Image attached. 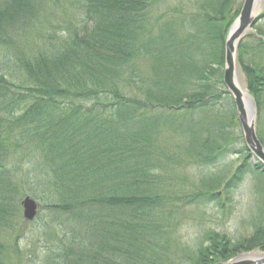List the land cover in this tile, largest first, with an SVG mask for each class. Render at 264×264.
<instances>
[{
	"label": "trees",
	"instance_id": "1",
	"mask_svg": "<svg viewBox=\"0 0 264 264\" xmlns=\"http://www.w3.org/2000/svg\"><path fill=\"white\" fill-rule=\"evenodd\" d=\"M43 1L0 0V54L13 59L9 74H18L15 82L0 72V230L15 213L20 190L12 177L18 155H24L18 150L25 147L36 155L23 174L26 187L37 184L55 196L57 203L45 207L64 218L61 238L70 229L83 235L69 264H83L82 258L84 264L148 261L138 237L147 229L144 219L155 222L149 229L168 236L161 215L176 196L165 174L183 163L182 149L184 162L191 160L186 165L202 168H233L230 159H241L222 182L224 192L253 172L255 194L264 195V168L253 166L235 111L221 116L219 110L225 39L243 0H182L155 20L150 10L164 0H82L91 27L66 37L43 32L41 49L26 52L23 38L43 31L35 23ZM256 32L251 46L240 43L237 63L257 106V136L264 146V31ZM218 105V114L203 112ZM213 117V124L204 121ZM218 184L197 195L221 206ZM17 239L9 246L15 252ZM225 239L210 234L191 264L264 251V227L235 244ZM7 257L0 238V264H10Z\"/></svg>",
	"mask_w": 264,
	"mask_h": 264
},
{
	"label": "rangeland",
	"instance_id": "2",
	"mask_svg": "<svg viewBox=\"0 0 264 264\" xmlns=\"http://www.w3.org/2000/svg\"><path fill=\"white\" fill-rule=\"evenodd\" d=\"M180 1L182 0H164L159 7H154L150 10V17L155 20L169 9L176 8ZM191 1L192 3L195 2V0ZM81 2L82 0H44L40 8L43 9L41 16L39 15V18L36 15L37 20L35 21L38 28L41 27L43 29L42 32H39V29L37 32L41 41L35 37L37 34L29 37L25 36L23 38L25 41L21 42L22 48L26 52H35V50L41 49L43 42L46 40L43 32L55 37H66L68 35L67 32L70 30H77L80 33L79 35H82L81 31L85 27H91V22H88L82 15ZM191 7L192 10L195 9V5H191ZM260 7H264V0H260ZM256 29L264 31V18L257 21L253 30L242 41L249 42L250 46L256 42L254 40L255 37H253L257 33ZM26 42L29 43L25 44ZM245 59L246 61L250 59L249 52ZM12 65L13 59L10 56L0 54V72L12 76L13 81L17 82L16 77H18V74L15 75V72L9 74L12 70ZM238 73V80L241 84H246L244 74L239 66ZM222 90L225 91V89ZM87 106L89 105L87 104ZM221 106L223 107V109H219L222 112L220 113L221 116L231 114L232 110H234L233 101L229 94L224 93L222 95ZM218 108L219 105L215 109L210 108L203 112L208 115L218 114ZM193 114L194 119L199 121L200 111H195ZM262 119V125L260 126L264 130V116ZM204 121L213 124L214 117ZM188 145L187 143L186 146ZM18 151L24 153V155H18V159L14 164L16 174L12 178L15 179L14 184L21 192L18 191L16 193L18 198L16 199L14 215L0 230V238L5 244L9 255L7 263L69 264L66 259H72L76 255V248L81 246L83 235L78 232L72 234L70 229L65 231L70 232L69 236L61 238L63 235L59 226L64 218L59 215L54 216L52 214L54 210L45 207L57 203V200L54 199L55 196H51L47 189L44 191L37 184L33 185L30 183L33 185L30 190V188L26 187L28 183L26 184L23 181L25 179L23 174L34 163L36 164V155L27 147ZM184 158L182 149L181 159L183 163L174 164V168L165 174L168 191L170 194L175 192L174 195L172 194V198L176 196V200L168 201L166 214L161 215L162 219L170 226L169 234H166L168 236L164 237L161 232L149 229L155 226V222L152 219H144L143 225L147 229L142 230L143 237H138L143 239V243H145L142 250L148 261L145 259L144 264H191L198 251L202 247L206 248L204 240L210 234H214L219 238H226L227 242L235 244L242 239L246 240L250 236H254L259 229L264 227V215L259 213L260 204L264 202V195L257 196L255 194V185L258 183L254 181L257 179L255 173L251 172L245 175L244 181L236 187L237 189L231 188L228 192H224L227 183L222 182L228 181L232 177L234 169L241 162V159L231 158V161H235L233 168L217 170L197 167L194 164L186 165L191 160H187L185 163ZM35 174L37 177L36 172ZM218 182L221 183L218 184L220 185L219 188H221L215 191L219 192V197L223 200L221 206H217L216 203L205 198V203L199 205L186 202L185 196L197 194L206 189L209 191ZM25 196H29L39 205L37 217L30 224L24 222L22 208L19 204L20 200ZM201 197L203 198V196ZM95 209L96 207L93 206L95 214L105 220L106 216L103 210ZM123 219L128 220L126 218ZM133 231L136 234L139 233L138 231ZM16 237H18L17 244L20 250L18 252L13 251V248H11V251L9 248ZM153 240H155L153 244L149 243ZM254 252L264 254V251L258 250ZM79 261L83 264L86 263L83 258L79 259ZM220 263L223 262H217L216 264Z\"/></svg>",
	"mask_w": 264,
	"mask_h": 264
},
{
	"label": "water",
	"instance_id": "3",
	"mask_svg": "<svg viewBox=\"0 0 264 264\" xmlns=\"http://www.w3.org/2000/svg\"><path fill=\"white\" fill-rule=\"evenodd\" d=\"M264 7H260V0H244L238 17L230 26L225 41V62L223 83L229 95L232 96L236 107L238 121L240 123L244 141L251 157L256 163L264 167V147L256 136V104L253 98L238 84V68L236 62L237 49L255 22L261 17ZM246 95V100H244ZM23 217L32 221L37 214V205L29 197L21 202ZM220 264H264V254L249 253L239 255L226 263Z\"/></svg>",
	"mask_w": 264,
	"mask_h": 264
},
{
	"label": "bare ground",
	"instance_id": "4",
	"mask_svg": "<svg viewBox=\"0 0 264 264\" xmlns=\"http://www.w3.org/2000/svg\"><path fill=\"white\" fill-rule=\"evenodd\" d=\"M237 84L243 90L244 86H243V84H241V82L239 80H237ZM245 98H246V95H244V100H246ZM188 198L189 199L187 201H189L192 204L199 205V204L205 203V200H203V198L197 194H193Z\"/></svg>",
	"mask_w": 264,
	"mask_h": 264
}]
</instances>
